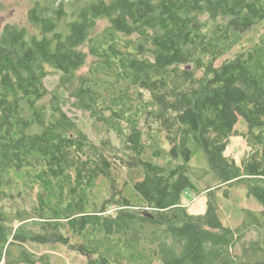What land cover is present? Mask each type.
Segmentation results:
<instances>
[{
    "label": "trees",
    "instance_id": "1",
    "mask_svg": "<svg viewBox=\"0 0 264 264\" xmlns=\"http://www.w3.org/2000/svg\"><path fill=\"white\" fill-rule=\"evenodd\" d=\"M27 21L0 29V264H55L41 250L60 246L88 264H264V33L242 36L264 0H36ZM198 173L213 181L193 214ZM226 185L262 205L237 227Z\"/></svg>",
    "mask_w": 264,
    "mask_h": 264
},
{
    "label": "rangeland",
    "instance_id": "2",
    "mask_svg": "<svg viewBox=\"0 0 264 264\" xmlns=\"http://www.w3.org/2000/svg\"><path fill=\"white\" fill-rule=\"evenodd\" d=\"M35 1L36 0H0V4H2L4 7L0 15V29L6 23H16L19 25H27L32 30V26H30L27 21V12L33 6ZM263 33L264 28L262 25H259L248 30V32H243L242 36L244 40H250L253 38L258 39V37ZM230 55V52L224 53L218 60V64ZM56 79V76H48L45 80L46 85L52 88ZM69 114L75 118L77 122L83 127V129L95 140L104 134L103 130L96 126L94 121L89 117L88 113L81 110L72 109L69 111ZM240 122H242V119L239 121V123ZM111 136L114 138V134L112 132ZM246 150V142L241 138L234 137L232 144L227 150V154L240 159ZM193 165L198 168L197 171L199 173L203 172L202 162L194 160ZM199 173V177H193L201 186L202 190L204 189L203 192L188 193L183 199L184 205L193 214H201L206 211L209 200V190H207V187L209 186L208 184L212 183L213 181L212 174L200 175ZM214 193L220 208L221 216L224 218L225 222L232 227H237L243 223V220L246 216L245 209L259 210L262 207L255 197L248 194L247 189L243 185H226L216 189ZM254 236H256L255 230L248 231L247 237L250 238ZM41 252H52L51 254L55 260V264H88V258L86 256L81 255L76 250H72L66 246H60V248H58L56 251H52L50 248L45 247L42 248Z\"/></svg>",
    "mask_w": 264,
    "mask_h": 264
},
{
    "label": "bare ground",
    "instance_id": "3",
    "mask_svg": "<svg viewBox=\"0 0 264 264\" xmlns=\"http://www.w3.org/2000/svg\"><path fill=\"white\" fill-rule=\"evenodd\" d=\"M258 24V23H257ZM247 32H248V30H247ZM262 37V36H261ZM263 38V37H262ZM222 55V54H221ZM235 55V54H234ZM231 57H232V55H231ZM199 190V189H198ZM139 198V197H138ZM182 201V200H181ZM254 229H256V228H254ZM34 243V242H33ZM35 243H37V242H35ZM54 262V261H53Z\"/></svg>",
    "mask_w": 264,
    "mask_h": 264
}]
</instances>
